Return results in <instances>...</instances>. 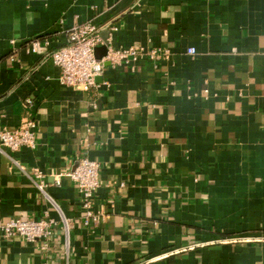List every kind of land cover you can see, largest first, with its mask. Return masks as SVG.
I'll use <instances>...</instances> for the list:
<instances>
[{
	"label": "crops",
	"instance_id": "obj_1",
	"mask_svg": "<svg viewBox=\"0 0 264 264\" xmlns=\"http://www.w3.org/2000/svg\"><path fill=\"white\" fill-rule=\"evenodd\" d=\"M86 22L161 56L104 67L88 93L62 86L49 54ZM34 39L47 49L29 53ZM28 113L35 147L0 150V221L57 225L0 233V264H264V0H0V130ZM82 157L99 165L97 226L75 184L54 183Z\"/></svg>",
	"mask_w": 264,
	"mask_h": 264
},
{
	"label": "built area",
	"instance_id": "obj_2",
	"mask_svg": "<svg viewBox=\"0 0 264 264\" xmlns=\"http://www.w3.org/2000/svg\"><path fill=\"white\" fill-rule=\"evenodd\" d=\"M99 32V28L90 22L76 25L68 31L65 45L49 54L51 62L60 70L58 76L60 85L88 93L97 87L98 84L95 79L102 76L104 62H108L110 65H118L129 60L137 61L142 57L152 60L161 56L158 51L144 53L142 50L134 48L112 49L107 40L104 42L101 39ZM48 45L49 43L46 40L34 39L28 44V52L38 54L42 50H46ZM104 45L106 46V54L101 60H97L95 51L98 47ZM187 54L194 55L195 49L188 48ZM24 104L30 107L32 105L31 99H26ZM35 128V120L28 113L21 119L17 128L0 130V150L17 152L23 148L33 149L35 147ZM12 163L20 173L31 180L40 194L53 203L45 192L47 185L45 175L41 171L35 169L29 174L20 162L12 160ZM98 173V163L88 157H82L74 168L54 177V183L57 186L60 185V178L66 176L77 187L81 195V220L84 227L100 225L106 218L103 209L95 205L94 193L98 188ZM54 206L60 212L58 206L56 204ZM61 221L64 227L66 244H68L70 223L63 216H61ZM56 225L57 223L54 220L44 218L37 221L10 219L7 222L0 221V233L5 239L18 236L27 242H35L48 238L51 235L52 228Z\"/></svg>",
	"mask_w": 264,
	"mask_h": 264
},
{
	"label": "water",
	"instance_id": "obj_3",
	"mask_svg": "<svg viewBox=\"0 0 264 264\" xmlns=\"http://www.w3.org/2000/svg\"><path fill=\"white\" fill-rule=\"evenodd\" d=\"M103 41L105 42V39H103ZM105 54H106V46L105 45L98 47L95 51V56H96L97 60H101L105 56ZM103 66L108 67V66H110V64L108 62H105V63H103ZM95 80H96L97 84L101 83L102 77L101 76L97 77Z\"/></svg>",
	"mask_w": 264,
	"mask_h": 264
}]
</instances>
